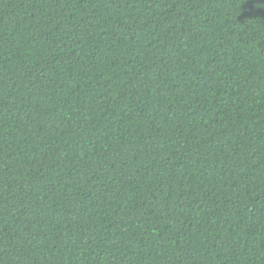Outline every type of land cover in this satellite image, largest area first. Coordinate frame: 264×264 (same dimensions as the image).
Returning <instances> with one entry per match:
<instances>
[{
    "label": "trees",
    "instance_id": "1",
    "mask_svg": "<svg viewBox=\"0 0 264 264\" xmlns=\"http://www.w3.org/2000/svg\"><path fill=\"white\" fill-rule=\"evenodd\" d=\"M0 264H264V0H0Z\"/></svg>",
    "mask_w": 264,
    "mask_h": 264
}]
</instances>
